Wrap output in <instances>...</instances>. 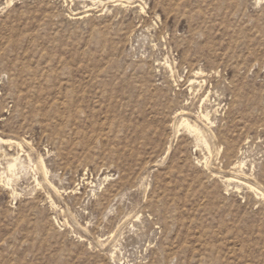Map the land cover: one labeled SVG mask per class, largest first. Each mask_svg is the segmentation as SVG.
<instances>
[{
  "label": "rangeland",
  "instance_id": "rangeland-1",
  "mask_svg": "<svg viewBox=\"0 0 264 264\" xmlns=\"http://www.w3.org/2000/svg\"><path fill=\"white\" fill-rule=\"evenodd\" d=\"M0 140V264H264V0H0Z\"/></svg>",
  "mask_w": 264,
  "mask_h": 264
},
{
  "label": "bare ground",
  "instance_id": "bare-ground-1",
  "mask_svg": "<svg viewBox=\"0 0 264 264\" xmlns=\"http://www.w3.org/2000/svg\"><path fill=\"white\" fill-rule=\"evenodd\" d=\"M7 4H8V3H7ZM189 82H190V81H189ZM198 83H199V82H198ZM204 98H205V97H204ZM200 100H201V99H200ZM203 100H204V99H203ZM203 103H204V102H203ZM181 112H182V111H181ZM183 114H186V113H183ZM207 116H208V115L203 114V115H201V118H202V119H205L206 122H207V121L209 120V119L207 118ZM182 125H183V124H182ZM184 127H186V126H184ZM190 128H191V127H190ZM190 128H189V129H190ZM189 129H188V130H189ZM193 129H194V128H193ZM193 129H192V130H193ZM196 135H197V134H196ZM197 138H198V137H197ZM194 139H195V138H194ZM0 142H1L2 144H7V143H8V144H11V143H10L9 141H7V140H6V141H2V140H0ZM13 161H14V160H13ZM240 162H241V161H240ZM243 163H244V162H243ZM233 165H234V164H233ZM234 166H236V168H238V169H241L242 166H244V165H242V163H236ZM9 167H10V166H9ZM44 172H45V171H44ZM45 173H46V172H45ZM249 186H250V185H249ZM248 188H249V187H248ZM250 189H251V188H250ZM254 190H255V189H254Z\"/></svg>",
  "mask_w": 264,
  "mask_h": 264
}]
</instances>
